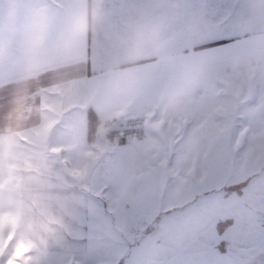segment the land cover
Masks as SVG:
<instances>
[{
    "label": "crops",
    "instance_id": "crops-1",
    "mask_svg": "<svg viewBox=\"0 0 264 264\" xmlns=\"http://www.w3.org/2000/svg\"><path fill=\"white\" fill-rule=\"evenodd\" d=\"M259 1L252 27L185 46V0H102L100 17L89 34L71 52H65L60 36L68 0H0V45L7 44L6 52L0 55V145L3 144L1 139L7 137H43L35 135L36 129L56 120V123L63 121L59 127L66 129L68 120L62 114L54 113L58 105L57 90L63 88L71 91L63 92L65 98L68 95L73 98L78 94L74 90L81 88L83 101L94 108L99 120L107 116L105 120L110 121L124 115H127L125 119L133 120L139 110H146L149 106L162 107L164 96L180 86L187 87L188 97L213 93L232 72L251 70L256 74L250 83L259 82L258 75L264 79V0ZM37 7L48 9L53 20L52 28L35 54L21 56L20 40L24 27ZM229 8L230 11L231 6ZM149 9L154 10L153 20L158 23L159 47H148L137 60H129L122 46L129 35L128 26L141 12ZM203 18V15H197L192 22L199 25ZM223 39L228 41L194 49ZM236 78L241 76L236 75ZM127 81H133L135 87L125 97L123 86ZM130 114L134 115L128 116ZM54 127L55 124L50 130ZM48 142L50 147H69L68 143H59L51 137ZM12 164V161L4 164L3 170L8 169L9 174L3 180L10 178L14 194L9 197L15 204V213H4L1 217L6 219V224L14 222L11 218L27 217L19 240L35 245L36 237L40 239L35 245L38 249L32 255V264H219V261L221 264L227 261L229 264H264V253L260 251L254 253L256 256L229 257V247L233 249L236 245L229 243V232L237 224L233 220L224 231L225 240L219 242L218 227L209 216L210 212L203 208L199 210L202 220L194 214L195 208L190 220L184 222L192 225L179 224L175 232L167 235L166 241L157 244L142 240L139 245H132L125 257L114 255L113 261L96 263L93 257L97 256V250H101L111 238L114 244H122V240L115 236L121 230L109 223L112 217L109 212L97 209L95 215L91 214L94 218L89 223L80 209L81 204L79 208L74 205V201L84 202L99 196L75 192L71 186L66 188L72 192L56 193L60 188L56 181L46 184L48 192L33 193L26 187L35 188L40 183H36L32 174L18 176L11 170ZM44 165L48 171L53 166L58 169L66 166L72 171L66 162ZM62 175L68 179L69 185L73 184L68 173ZM262 195L258 194V198L264 199ZM4 200L0 196V205ZM58 200L60 202H56ZM64 201L71 202L79 215L70 212L68 207L71 204L65 206ZM258 210L264 213L263 209ZM242 212L248 219L257 211L245 208ZM239 215L240 212L235 217ZM258 227L264 229V223L259 222ZM78 233L83 234L79 237L75 235ZM92 241L98 249L87 253V243ZM114 244L107 243V246L114 249ZM130 244L125 242L126 247ZM242 251L245 253L246 248ZM42 256L47 258L43 262L38 259Z\"/></svg>",
    "mask_w": 264,
    "mask_h": 264
},
{
    "label": "rangeland",
    "instance_id": "rangeland-1",
    "mask_svg": "<svg viewBox=\"0 0 264 264\" xmlns=\"http://www.w3.org/2000/svg\"><path fill=\"white\" fill-rule=\"evenodd\" d=\"M259 2V0H185L187 28L184 45L190 46L207 39H215L218 35H229L248 26L252 27ZM197 15L204 17L199 25L195 21L192 22ZM248 72L229 73L231 77L236 75L241 78L248 77L245 79L246 91L234 102L228 117L219 128L211 125V111L213 102L221 95L220 89H215L213 93L187 97L185 107L173 120L175 125L182 114L190 108L186 122L179 128L172 127L159 139L160 159L165 162L162 172L166 177L162 192L159 186L149 185L142 180L126 182L125 174L137 168L144 149L155 135L151 124L163 106L155 108L149 106L146 110H139L137 118L131 121L125 119L127 115L116 116L110 121L105 120L107 116H102L96 139L88 142L86 139L88 104L83 101L81 88L74 90L78 94L73 98L70 95L65 98L63 95V92L70 93L69 89L57 90L58 105L55 106L54 113L58 115L61 113L63 118L68 120L66 129L59 127V124H63V121H59L54 129L43 137L27 138L26 142L24 137L1 139L3 144L0 145V171H3L4 164L12 161L11 170L17 172L18 176L32 174L36 183H40L35 188L26 187L33 193L48 192L46 184H54L56 181L60 187L56 193L72 192V189L66 188L71 186L75 192L98 195L99 198L90 197V200L84 202L73 200L74 205L79 208L81 204L80 209L89 223L97 209L109 212L112 215L110 219L107 217L109 223L115 224L121 230L115 236L117 240H122V244L118 242L114 244L111 238L107 243L114 244V249L108 248L107 243L102 246L101 250H97V256L93 257L96 258L94 260L96 263L113 261L114 255L120 254L125 257L132 245L135 243L139 245L142 240H151L157 244L164 242L167 235L179 224L190 220L195 208L194 214H198L200 220L201 208L210 212L209 216H212L214 225L218 227L219 242L225 240L224 231L231 226L233 220L237 224L235 229L229 232V243L236 244L233 249L229 247V257L256 256L254 253L257 251L264 253V229L258 227L259 222L264 223V213L258 210L264 211V199L258 198V194H263L264 197V82H261L264 79H260L258 75L259 82L250 83L256 72L252 73L251 70ZM132 115L134 114L128 116ZM111 130L120 132L111 138L108 136ZM130 130L140 132L131 134ZM199 132L206 135V139L198 146L199 167L187 172V168L182 164V156L188 141ZM123 133L125 143L119 144V137ZM50 137L59 143H68L69 147L66 145L50 147L48 142ZM53 149L61 151L54 152ZM52 162H66L71 165L72 171L66 166H60L59 169L53 166L49 171L44 169L45 163ZM63 172L68 173L72 185H69L68 179L62 175ZM181 179H186L187 183L183 191L178 193ZM3 181L0 180L2 199L6 195L11 197L14 194L10 178ZM51 192L54 193L53 188ZM62 203L65 206L71 204L68 201ZM243 208H255L257 212L252 218L246 219L242 212ZM68 210L74 215H79L72 204ZM238 212L241 215L235 217ZM19 218H11L14 220L13 224ZM5 220L0 216V222L4 221L6 224ZM184 224L192 225L188 222ZM15 230L17 235V228ZM82 234L75 235L80 237ZM59 237L63 238V235ZM36 240L35 245L40 242L37 237ZM125 240L132 244L126 247ZM35 245H32L33 254L38 249ZM87 247L89 248L86 250L87 253L98 249L93 241L88 242ZM242 248H246L245 253ZM218 256L226 257L225 254ZM38 259L43 262L47 258L42 256ZM218 263L221 264L220 261ZM223 263L229 264V261Z\"/></svg>",
    "mask_w": 264,
    "mask_h": 264
},
{
    "label": "clouds",
    "instance_id": "clouds-1",
    "mask_svg": "<svg viewBox=\"0 0 264 264\" xmlns=\"http://www.w3.org/2000/svg\"><path fill=\"white\" fill-rule=\"evenodd\" d=\"M102 0H68L64 7V25L60 36L62 50L71 52L72 49L89 34L93 24L100 17V4ZM154 10L149 9L141 12L133 19L128 26V38L123 42L124 55L129 60H137L148 47H159L158 23L153 20ZM53 20L48 9L37 7L31 14L30 19L24 27L20 40L21 56L35 54L39 44L48 35L52 28ZM7 50V44L0 45V55ZM195 71V69H192ZM125 97L132 92L135 87L133 81L124 84ZM246 91V84L243 78L227 77L222 81L220 88L221 95L213 102L211 111V125L219 128L221 123L228 117L234 102L243 96ZM188 97V90L185 86H180L168 92L163 98V108L157 113L151 127L155 133L138 162L137 168L125 174L126 182H134L139 174L151 167L153 156L159 147V139L174 127L173 120L185 107ZM206 139L204 132H199L187 143L186 151L182 156V164L187 168V172L199 167L198 146ZM9 174L8 169L0 171V180ZM4 213H15L13 200L6 195L3 204L0 205V216ZM27 222V217L17 220V235L13 241L19 240V234L23 232ZM12 229L9 224H5V235Z\"/></svg>",
    "mask_w": 264,
    "mask_h": 264
},
{
    "label": "snow or ice",
    "instance_id": "snow-or-ice-1",
    "mask_svg": "<svg viewBox=\"0 0 264 264\" xmlns=\"http://www.w3.org/2000/svg\"><path fill=\"white\" fill-rule=\"evenodd\" d=\"M189 109L182 114L174 127L179 128L182 123L186 122L189 115ZM56 122L57 120L41 125V127L36 129L35 135L37 137L46 135L49 132L50 128H52V126L56 124ZM26 141L27 138H25V142ZM53 151L59 152L61 151V149H53ZM164 168L165 162L160 159V149L158 147L153 156V163L151 167L147 170L142 171L139 174L137 180L145 181L149 185H157L159 186V190L162 192L163 186L166 182V177L162 172ZM186 183V179H181L180 186L177 189L178 193H181L183 191L184 185ZM8 224L12 230L7 236H5V224L3 222H0V262H2V264H32V255L34 251L33 246L29 243H26L22 239L13 243L16 237V230L12 222H9Z\"/></svg>",
    "mask_w": 264,
    "mask_h": 264
},
{
    "label": "trees",
    "instance_id": "trees-1",
    "mask_svg": "<svg viewBox=\"0 0 264 264\" xmlns=\"http://www.w3.org/2000/svg\"><path fill=\"white\" fill-rule=\"evenodd\" d=\"M228 41V39H223V40H218V41H214L208 44H202L200 46L195 47L194 49H199V48H203V47H209V46H213V45H217L220 43H224ZM86 139L88 142H92L94 139H96V132H97V128L99 126L100 120H99V115L97 114V112L94 110V108L92 106H88L86 109ZM135 120V119H133ZM131 121V120H128ZM128 129V128H127ZM129 130V129H128ZM118 132H120L119 130H111L108 133V136L111 138H114ZM131 134L135 133V132H140V131H136V130H130L129 131ZM125 143V134H121L119 137V144H124ZM122 264V263H120Z\"/></svg>",
    "mask_w": 264,
    "mask_h": 264
}]
</instances>
